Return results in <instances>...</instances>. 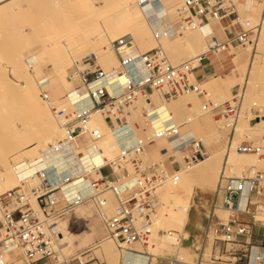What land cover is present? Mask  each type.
I'll use <instances>...</instances> for the list:
<instances>
[{
	"label": "built area",
	"instance_id": "obj_1",
	"mask_svg": "<svg viewBox=\"0 0 264 264\" xmlns=\"http://www.w3.org/2000/svg\"><path fill=\"white\" fill-rule=\"evenodd\" d=\"M167 1L138 0L143 8L157 3L164 11V16L152 22H168L160 29H156L157 24L152 25L153 38L158 43L156 48L143 52L134 39L126 35L113 43L119 63L117 69H105L94 54L75 62L68 77L73 90L67 91L59 101L52 98L49 82L41 84L42 98L52 107L56 122L65 133L61 148L52 146L53 152L61 153L62 144L71 145L73 152L82 148L97 149V143L107 132L117 137L129 133L133 145L127 147L121 142L118 155L109 162L101 160L89 173L71 174L54 182L50 181L46 169L23 174L17 166L19 185L0 195V264H107L93 256V248L71 259L61 255L59 248L63 234L60 223L68 221L71 227L70 219L81 205L96 212L106 238L117 245L122 264L128 255L146 256L140 250L150 246L156 236L173 234L170 231L156 235L152 229L161 194L169 186L178 185L180 171L199 165L208 157V151L202 139L183 135L182 126L157 128L153 96L160 94L167 102L197 94L205 101V114L219 112L235 119L241 115L244 100L238 94L225 104L210 106L195 81L197 67L194 61L173 64L162 40L204 30L214 24L219 26L224 40L218 39L215 28L208 33V51L197 60L200 67L211 56L252 42V34L259 28L243 20L244 11L249 6H262L264 12V0H183L173 14L166 9ZM119 89H122L121 93H118ZM140 101L150 102L140 117L143 124L133 119ZM257 118L255 121H262ZM138 131L143 132L144 139ZM159 140L171 144L173 153L165 149L162 151L164 160H147L148 146ZM232 140L233 145L234 136ZM236 152L264 159V144L242 141ZM176 153L184 165L177 161ZM168 159L176 160L178 170L168 171L165 162ZM81 179L89 186L84 191L78 186ZM215 193L214 208L219 205L227 208L229 218L227 222L210 225L199 249L201 263L210 248L211 236L212 252L206 263L264 264V222L257 218L260 210L264 212V172L248 178L222 176ZM252 200L258 205L251 210ZM154 259L147 255V264H187L179 258H157L156 263Z\"/></svg>",
	"mask_w": 264,
	"mask_h": 264
},
{
	"label": "rangeland",
	"instance_id": "obj_2",
	"mask_svg": "<svg viewBox=\"0 0 264 264\" xmlns=\"http://www.w3.org/2000/svg\"><path fill=\"white\" fill-rule=\"evenodd\" d=\"M96 1L98 2L99 5H101L100 4L101 0H96ZM117 1L116 0L110 1L109 3L110 6L114 4V2L116 3ZM182 1L183 0H178V2H182ZM90 3L91 0H86V1L84 0H18V1L7 0L6 1L5 0L0 2V107H1L0 126H2L0 127L1 129L0 131H2L0 132V137L2 139L4 138V140L0 139V150L3 149L5 151V155H3L2 153L4 151L2 152L0 151V154L2 156L8 157L6 155V152L7 151L9 152L12 146L14 145V143L12 142L15 141H13L14 139L12 140L11 137H14L15 135H16L15 140L17 142L22 141L26 147L29 145L28 150H30V152L34 151L36 149L35 148L36 146L37 147L43 146L42 144L45 142V138L41 137V133L39 132L38 125L36 121L34 122L35 118L33 117L30 106L28 107V105L26 106L23 103L22 92L24 88L22 86V81H24L25 75L29 69L28 65H30L31 63L37 66L38 69H41V71H43L44 73H48L54 70L56 56H57L56 52H59L56 49L59 48V46H57L58 45L57 43L61 40L69 39L68 37L74 38L76 35L79 36L80 35L79 33L81 32L83 33V31L85 32L86 28L92 25V24L88 26L87 24L85 25V23L89 22L88 17H90V23L91 20L95 18H97L96 23L97 22L100 23L101 21L99 16L102 17L101 14H105L106 11L109 12L108 14H111L110 10L112 9L115 10L113 7L112 8L109 7L110 9L109 8L106 9L104 13L98 11V15H97V11L95 12L90 10L89 8ZM152 7L153 4H151L149 8L152 10ZM258 7L261 8L262 11L261 20H263L264 19L263 7L262 6H258ZM115 8L118 7L115 6ZM87 10L95 12L92 13V15L95 16L96 14V17H93L91 19L90 14L87 15L90 11L88 12ZM102 10L104 11V9ZM117 11L114 12L115 14H111V18L113 20L109 17V15L107 16V14L105 15L106 17L104 18V20L103 17L101 20L105 29L113 36L115 35L116 39L118 40L122 37H125L126 36L125 34L129 31H128V26L122 22L120 14L117 13ZM171 13L173 14V11ZM150 16L152 17L150 20L152 22L156 21V19L158 18L160 19V17L153 10L150 12ZM108 17L110 18V21H106V23H103V21H105V19H107ZM243 20L245 21L248 20L246 15H243ZM111 21L113 22L115 21V23L113 24V22ZM108 22L111 23H109L108 25L107 24ZM152 22H150L151 25L157 24ZM92 23H95V21H93ZM162 23L163 22L158 23V25L161 26ZM252 24L254 25L253 22ZM117 28H119L120 30L119 29L117 30ZM115 31H118L119 33ZM192 33L194 32L191 31L185 32V34L178 37V40L183 41L187 35ZM261 33H262V29H259L258 31L256 30L252 34V38H251L252 42L248 45H245V47L236 46L229 52H225L223 54L213 56V61H215V68H216L215 74L212 78L207 79L206 83L201 84L202 91L207 96V100L209 101L210 106H213L215 104L218 105L225 104L227 103V101H231L234 95H238V94L243 95L244 91H246L245 98L243 97L244 101L242 105L241 115L238 119L229 117L228 115L226 116L219 112H211L205 114L203 112V107L205 102L200 101L197 94H188L186 96H180L175 100L167 101L168 105L175 106L173 112H171V114H173V117L169 121H167V123L163 122L158 116V114L153 111L154 119L156 122L155 126L157 128L161 127L159 123H161L163 127L177 126L178 124H179L178 126H182V125H187V123H190L188 124V126L192 125L199 128L196 129L197 130L196 133H198L197 138L202 139L205 142V144L208 142L205 136L208 133L210 135H213L214 137H212V140L216 142L217 146L222 145V148L216 153H210V154H220L224 152L226 149L228 150L230 146L228 144L230 138L229 136L230 134H232L231 135L232 138L235 135L234 136L235 144L232 145L233 151L229 150L228 154L229 153L235 154L234 155L235 159H237V161L241 165V168H239L240 171H238V169H236V171L234 169L226 170L225 165H223L224 163L222 158H219L220 162L215 167L214 171H212L208 179L206 178V180H204L201 177L194 175V170L196 169V167L198 168V166H200V164L202 163L201 162L196 167L192 169H188V171L185 170L180 171L181 182L176 186H169V188L161 194L159 200L160 204L158 205V214L157 217L155 218L156 222L159 226L160 218L162 217L169 218L170 215H173V218L176 217L177 220L176 228H178V231H176L175 228L173 227L174 221L171 220L170 224L167 225L168 228L166 230H161V232L159 231V233L173 231L174 233H177L181 238L183 228L184 226H187L185 235L188 236V238L183 240V244H184L183 246L185 248L187 247V244H189L188 240L190 237V233L188 231V227L191 223V218L192 217H194L195 219L199 218L194 213H192L189 217V214L192 210L196 209L197 207L200 208L201 210L200 217L205 221H207L210 225H216L220 222L228 221L229 214L228 215L220 214L221 209H223L224 207L222 205H219L215 209L214 203H212L211 201L213 195L215 194L218 188V185L221 182L222 176H225L226 178L229 177L248 178L254 176L258 172H264V159L254 156L250 158L251 163L247 164L248 156H253V155H241L236 152L237 145H239V143H241L242 141L248 140L259 144H264V42L260 46L256 45L261 43L262 41V40L260 41L259 38L264 37L263 33L262 34ZM71 35L74 36L72 37ZM128 35L133 38L132 34H128ZM150 37L152 38V33H150ZM176 38L177 37L165 39V42L162 40V45L167 53L168 58L172 57V59L170 58V62H172L175 65H180L186 63V61H194V66L195 67L198 66L195 64L198 60L197 59L198 57L195 56L197 54L199 55L202 54V50H204L205 46L208 45L207 42L205 43V46H203L202 44V45H197L193 48L190 47L185 49L186 50L185 52H180V54L182 53L181 56L180 54L175 56L172 55L170 49L166 47L167 45L165 44H170L176 41ZM218 39L222 41L224 40V38H220L219 36ZM157 44L155 46H151L153 44L150 42V38L146 36L144 45L142 47L145 48L151 46L150 47L151 50V48L153 47L156 48L158 46ZM251 46L254 48L252 54L248 56L249 60L253 58L255 52L257 51L256 52L257 71L255 76L250 81V84L253 85V87L250 85L252 89L249 87L248 84H246V82L244 83L243 80L245 78L244 69L234 66L233 63L234 56L247 54L248 48ZM139 48L141 49V46ZM88 50L91 51L92 48ZM89 52L81 53L80 58H78L80 61L78 59L74 61L81 62L87 57L92 56L93 54L96 56L98 55L97 57L101 60V57L99 56L98 53L92 51L90 53ZM84 53L87 54L83 55ZM75 62H72V67L69 71V74L74 69L73 63ZM36 77H38V75H36ZM228 77H232L234 81H228L227 79ZM21 79L23 80L21 81ZM221 79L228 81V83H225V81ZM47 82H49V85L52 86V87L50 86V88H52L51 92H52V98L53 96L55 97V99L53 98L54 100L59 101L65 97V94L67 92L65 93L63 87L56 79L53 80L47 79V81H44L41 84H47ZM157 97H162V96L160 94H155L152 99L155 100ZM140 103H139V110L133 113V119L136 123L143 124L142 119L140 117L142 114V110L145 109V106L147 108L148 105H144L143 101H140ZM6 109L7 111H5ZM191 117L193 118L192 119L194 121L193 123L188 121V119ZM256 118L257 119L261 118L262 121L260 120L255 121ZM23 120H24V124H23ZM9 121H11V124L13 126H11ZM230 124L233 125L234 128L228 127L227 129H222L223 126H227ZM6 126L7 128L9 126L8 130L11 129V131L7 130V132L5 133L7 129ZM235 126H237L240 129L243 128L240 134H238L237 132L235 134V130H234ZM8 133H10L11 135L14 134L15 135L10 136L8 135ZM108 133L109 132H107V134ZM141 134L143 133L141 132ZM3 135H5L6 137ZM148 135L149 132L147 133V136ZM188 136L192 137V135H188ZM6 143L8 144L6 145ZM5 146L9 147V150H7L8 148ZM159 146L164 147L166 150L169 149L170 154L173 153L172 146L168 142L165 141L163 145H159ZM150 147L148 146V156L146 157L147 160L159 161L165 159L164 157H162V151L165 149L158 151V150H153ZM23 148L24 147H22L21 149L20 148L16 149L17 158H20L21 156L23 157L27 156V153H29V152L22 153L24 151H28L27 148L26 149ZM208 149L210 151L209 147ZM150 151L153 152L150 153ZM77 153L79 156H82L84 154L86 155L84 157V158L87 157L86 163L91 162L90 158L94 161L91 162L94 164H90V167L97 165L101 160H103L102 157L97 153V151L92 149L82 148L81 151L77 150ZM176 154L179 162H182L183 164L184 162L181 160L178 153ZM210 154L208 155V157L210 156ZM88 155H90L89 159H88L89 157ZM208 157L205 160H207ZM1 158L2 157L0 156V161H3V158L2 159ZM205 160L203 162H205ZM34 171H38V170L35 169ZM105 173L107 174V172ZM164 193H167L169 196L168 195L164 196ZM202 193L205 195V197L204 200L201 201L200 198ZM220 207L222 208L219 209ZM180 209L183 211H181ZM208 218L209 221L207 220ZM257 218L259 219V221L264 222V212L260 210L258 212ZM65 222L68 224V221ZM70 224H71L70 227L71 231H73L76 234L80 233L83 239L91 234L95 235L96 230L101 231V236H95L96 242H99L102 239H106L104 228L102 224L99 222V219L96 217V212L91 207H88V209H86L84 213H77L76 211V215H74L70 219ZM209 227L205 228V225H203L202 223L201 225H199V227L197 228V232L194 235V238L190 239V244H194V248L188 250L189 254L184 255L183 253H180L176 247L175 250L169 251L168 246H164L161 256L157 258L171 259V258H178V255H180V257L184 261L191 262V264H208L206 262L210 261L209 259L212 252L211 245L213 243L212 237L210 236V248H208V250L206 251L205 259L203 263H201L200 256L196 251L200 249L203 243V239L209 231ZM162 236L159 237L160 240ZM80 241H78L77 244L80 243ZM153 243L154 242H152V244ZM94 244L96 243H91L89 246H86L85 250H87L88 247H91ZM157 258L155 257L154 259L155 263Z\"/></svg>",
	"mask_w": 264,
	"mask_h": 264
},
{
	"label": "bare ground",
	"instance_id": "obj_3",
	"mask_svg": "<svg viewBox=\"0 0 264 264\" xmlns=\"http://www.w3.org/2000/svg\"><path fill=\"white\" fill-rule=\"evenodd\" d=\"M1 1H5V0H0V2ZM16 1H18V0H16ZM84 1H86V0H84ZM110 1H112V0H101V3H100L102 5L101 6L98 4V2L96 0H91L90 6L89 5L88 6H89L90 10L95 11V12L97 11V15H98V11L104 13L105 10L108 9L109 7H111V8L113 7L115 9V10H113V9L110 10L111 14H115L114 12L117 11V9L119 8L117 13L120 14L122 22L128 26L129 32H127L125 35L132 34V36L134 38V42L139 47L141 46V49L143 48L142 46L144 45V41H145L146 36L148 38H150V42L153 44L151 46H155L157 44L153 38V26H155L156 24H154L152 26L150 23V22H152V21H150L152 18L150 16V12L152 10L160 18L162 16H164L163 9H160L159 6H157L158 5L157 3H153V7L151 10L148 7L147 8L141 7L138 0H119V1L116 0L118 2V4H117V2L116 3L114 2V4H112L111 6L109 4ZM9 3H11V2H9ZM25 5H27V4H25ZM115 6L118 8H115ZM250 7H251L250 10L244 11V15L247 16L248 22L254 23L253 27L262 29V33L264 35V19L261 20V18H262L261 17V15H262L261 8L258 6H253V7L250 6ZM102 9H104V11ZM90 10H87V11L89 12ZM92 11H90L87 14V15L90 14L91 19L93 17H96V14H95V16L92 15V13H95ZM100 12H99V14H100ZM108 13L109 12L106 11L105 14H101L103 17V20L106 17L105 16L106 14H107V16L109 15V17L111 18V14H108ZM102 17L99 16L100 21H101L100 23L99 22L96 23L97 18L92 19L91 23H90V17H88L89 22L85 23V25L86 24H87V26L91 25V24L92 25L89 26L88 28H86L85 32L84 31H83V33L78 32L80 34L79 36L76 35L77 37L75 36L74 38L68 37L69 39L61 40L57 43L58 44L57 46H59V48H56V49L59 52H56L57 56H56V62H55L54 70H52L48 73H44L43 71H41V69H38L37 66H35L33 63L28 65L29 69L25 75L24 81H22L23 79H21L22 86L24 88L23 92H22L23 93V103L26 106L28 105V107L30 106L33 117L35 118L34 122L36 121V123L38 125L39 132L41 133V137L45 138V142L42 144L43 146H40V147L36 146L35 147L36 149L34 151L30 152V150H28L29 145L26 147L22 141L17 142L15 140L16 135L15 134H14L15 136L11 135L10 133H12V132L8 133V135L14 136L11 138H12V140L14 139L13 141H15L17 143L12 142V143H14V145L12 146V148L10 149L9 152L8 151L6 152V155L8 157H6V156L4 157L0 154V156L3 158V161H0V195L10 191V189L16 188L19 185L20 173L17 171V168H16L17 166H20V170H21V172H23V174H29V173H32V171L36 172V171H34L35 169H37V170L46 169L47 173H48V177H49L51 182H54L53 180H55V179L57 181H59V180L63 179L65 176H69L71 174H78L80 172L89 173V170L94 167V166L90 167V164H94V163H91L94 161L90 158V155H88L89 156L88 159L90 158L91 162L86 163L87 157L82 158V156L78 155L77 151L73 152V148L69 144L68 145L62 144L63 149H62V152L59 154L52 151V146H56V147L61 148V143L63 142L62 140H64L65 133H64L63 127L57 124L55 114L51 109L52 107L50 108V105H48V103H46L42 98L41 83L44 81H47V79H51V80L56 79L60 83V85L63 87L65 93L67 91L68 92L72 91L74 86L68 80L69 71L72 67V62H75L74 60L80 58L81 53L89 52L90 50H88V49H91V48H92V50H91L92 52H96L99 54V56L101 57L100 61L103 64H105L107 67L115 68V69L118 68V66H119L118 59H117V57L113 51V43L117 39H116L115 35L113 36L111 33H109L105 29L104 25L102 24V20H101ZM110 18L108 20L105 19V21H103V23H106V21H110ZM93 21H95V23H92ZM111 22H113V21H111ZM111 22H108L107 24L109 25V23H111ZM161 22H163L162 25L159 26L157 24L156 29L165 28V26L168 24L167 20H162ZM114 23H115V21L113 22V24ZM81 24H82V22H81ZM116 26H117V24H116ZM213 28L217 29L216 34L218 36L224 37L222 29L219 26H217L216 24H214L213 26L207 27L204 30L194 31V33L187 35L183 41H179L178 37H177L176 41H174L170 44H165V45H167L166 47H168L170 49L172 55L177 56L180 54V52H185L186 51L185 49H187V48H190V47L193 48L197 45H202V44H203V46H205V43L207 42L208 45H206L204 50H202V54H200V55L197 54L195 56L198 58L203 57L205 55V53L208 51V46H209V41H208L209 38L207 37V35ZM72 29H74V28H72ZM118 29L119 28H117V30ZM113 32H114V30H113ZM115 32L119 33L118 31H115ZM122 32H123V30H122ZM124 32H125V30H124ZM150 33H152V38L150 37ZM165 39H170V38H165ZM165 39L163 40L164 42H165ZM259 39H260V41L261 40L262 41H261V43L256 44L257 46H260L264 42V37L259 38ZM150 47H145L142 50L143 51L148 50V49L150 50ZM86 48L88 51L86 50ZM253 48L254 47L251 46L248 48L247 54L234 56V58H233L234 66L244 69L245 78L243 80H244V83L246 82V84L249 85V87L251 85L250 81L255 76L256 71H257V60H256V52L257 51L256 52L254 51L255 55L253 56L252 59L249 60V57H248L249 55L252 54ZM151 49H154V47ZM82 50H84V51H82ZM235 53H237V52H235ZM85 54H87V53H84L83 55H85ZM181 54H180V56H181ZM229 55H231V54H229ZM170 58L172 59V57H169V60H170ZM195 64L199 65V61H197ZM196 67L198 68V66H196ZM36 75H38V77H36ZM215 78H216V76H215ZM227 79H228V81H234L232 77H228ZM215 80H217V79H215ZM221 80L225 81L224 79H221ZM228 81H225V83H228ZM220 82H222V81H220ZM231 84H232V82H231ZM251 86L253 87V85H251ZM250 88H249V91H250ZM50 89H52V88H50ZM109 90H110V92H113L112 87H109ZM121 91H122V89H119L118 93H121ZM245 95H246V91H244L242 96L245 98ZM151 101L156 104V108L153 111L158 114V116L160 117V119L163 122L167 123V121H169L173 117V114H171V112H173V109L175 108V106L168 105L167 102H164L162 97H157L155 100L153 99ZM149 103L150 102L147 101L144 103V105H149ZM145 108H146V106H145ZM5 111H7V109ZM142 112H143V110H142ZM12 119H13V117H12ZM192 119L193 118L191 117L188 119V121L193 123L194 121ZM28 121H29V119H28ZM9 123L11 124V121H9ZM9 123H7V124H9ZM29 123H31V122H29ZM23 124H24V120H23ZM25 124H26V122H25ZM0 125H1V123H0ZM230 125L223 126L222 129H227ZM4 126H5V123H4ZM9 126H8V128L6 126L7 129H6L5 133L9 129ZM11 126H13V125L11 124ZM28 126H29V124H28ZM0 127H2V126H0ZM12 128H14V127H12ZM3 130H5V129H3ZM103 130H104V132H106L105 127H103ZM234 130H235V134H236V132L238 134H240V132L243 130V128L240 129L237 126H235ZM8 131H11V129ZM0 132H2V131H0ZM3 136H5V135H3ZM10 136H8V137H10ZM0 139L4 140V138L2 139L1 137H0ZM10 142H11V140H10ZM121 142L126 144L127 147H128V145L129 146L133 145V141L131 140V136L129 133L128 134L124 133L119 137H117L113 134H110V133H108V134L106 133L105 137L100 142L97 143L98 148L92 149V150L97 151V153L102 157V159L105 162H109L110 160L114 159V157H116L117 153H119V151L122 147ZM157 142H158L157 143L158 146H157V144H152V145H149V147L151 146L150 148H152L153 150H158V151L165 149L164 147L159 146V145H163V143L165 142L164 140H159ZM234 142H235V140H234ZM7 144L8 143H6V145ZM5 147H7V146H5ZM22 147H24L23 149L27 148V150H28V151H24L22 153H27V152H29V153H27V156H24V157L21 156L20 158H17L16 149H18V148L21 149ZM7 148H8L7 150H9V147H7ZM232 149H233V146L230 145L228 150L226 149L224 152H222L220 154H210V156L208 157L207 160H205V162H202L200 164V166H198V168L196 167V169L194 170V175L201 177L204 180H206V178L208 179L209 175H211L212 171H214L215 167L220 162L219 158H222L223 163H224L223 165H225L226 170L234 169L236 171V169H238V171H240L239 168H241V165L237 161V159H235V157H234L235 154H230V153L228 154L229 150L233 151ZM0 151L2 152L4 150L1 149ZM2 153H3V155H5V151ZM147 156H148V148H147V152H146V157ZM251 157H254V156H248V159H247L248 163L247 164L251 163V160H250ZM260 162H262V161H260ZM262 167H263V165H262ZM258 168H259V166H258ZM81 181H83V180L82 179L79 180V182H81ZM78 186H81L83 191L88 189V187H89L86 183L84 186H82V185H78ZM167 195H168L167 193H164V196H167ZM207 204H208V202H207ZM242 205H244V203H242ZM257 205H258V203L256 202V200H252L251 204H250L251 210L253 208H255ZM221 208L222 207H220L219 209H221ZM86 209H88L87 205H81L78 207L77 213H84L86 211ZM181 211H183V210H181ZM200 211H201L200 208L197 207L196 209H194L190 212L189 217L192 213H194L197 217H200ZM220 212H221L220 214H227V215L229 214V210L227 208L221 209ZM171 220H172V218L167 220V218L162 217L159 219V226H158L156 219H155L154 220L155 223L152 227L153 231H155V234L157 235L159 233V231L161 232V230H166L168 228L167 225L170 224ZM165 221H167L168 224H166ZM173 227H174V223H173ZM186 230H187V226H184L181 238H179V235L177 233H174V232L170 236L161 237V240L159 239L158 236H156L155 240L153 241L154 242L153 244L151 243L150 246L144 247L140 250L141 252L146 254V256H134V255L130 256V255H128L125 257L124 263L125 264H147L148 263L147 262V255L153 256L156 258L160 257L164 246H168L169 251L175 250V247H176L180 253H183L184 255L189 254L188 249H186L183 246L184 245L183 240L188 238V236L185 235ZM60 231L63 234V238L61 240V243H60L61 245H60L59 249H60V252H61V255L63 258L71 259V257L80 256V254L82 252H84V250L86 249V246H89L91 243H96L93 246L88 247L89 249H91V248L94 249V253H93L94 257L101 260V262H105L107 264H122L121 263L122 258H121L120 251H119L117 245L113 241H110L106 238V239L100 240L99 242H96L95 236H101V231L96 230L95 235L91 234V235H89L83 239L81 237L82 235H80V233L76 234L73 231H71L69 224H67L66 222L60 223ZM104 232H105V230H104ZM105 235H106V233H105ZM78 241H80V243L77 244ZM180 241H181V244H180ZM179 245H180V248H179ZM88 248H87V250H88ZM178 258L180 260L184 261L180 257V255H178ZM184 262L187 264H191V262H186V261H184ZM93 264H96V263H93Z\"/></svg>",
	"mask_w": 264,
	"mask_h": 264
},
{
	"label": "crops",
	"instance_id": "obj_4",
	"mask_svg": "<svg viewBox=\"0 0 264 264\" xmlns=\"http://www.w3.org/2000/svg\"><path fill=\"white\" fill-rule=\"evenodd\" d=\"M182 3L183 2H178V0H168L167 1V3L165 4V6H166V9L168 10V11H173L174 9H176V8H178V7H180L181 5H182ZM251 9V7L249 6L248 7V9L246 10V11H248V10H250ZM220 38H224V37H222V36H219ZM101 64H102V66L105 68V69H110L109 67H107L105 64H103L102 62H101ZM216 68H215V61H213V56H211V57H209V59L208 60H206L205 61V63H203L200 67H198L196 70H195V73H194V76H195V81L201 86V84H204V83H206V80L207 79H210V78H212L213 76H214V74H215V70ZM199 97V100L200 101H204V99H203V97L202 96H198ZM53 98L55 99V97L53 96ZM205 102V101H204ZM188 124H190V123H187V125H182V134L183 135H192V137L194 136V137H198V133H196L197 132V130L196 129H199V128H197V127H195V126H192V125H189L188 126ZM158 125V124H157ZM159 125L161 126V127H163L162 126V124L161 123H159ZM141 132L142 131H138V135L141 137V139H144V134H141ZM143 133V132H142ZM195 133H196V135H195ZM231 135L232 134H230V138H229V145H232V142H233V140H232V138H231ZM147 136V135H146ZM206 138H207V143L205 144V147H206V149H207V151H208V155L210 154V153H216L217 151H219V150H221V148H222V145H216V142L215 141H213L212 140V137H214L213 135H210L209 133L205 136ZM214 139V138H213ZM205 143V142H204ZM214 145H216V146H214ZM129 146V145H128ZM208 147L210 148V151H209V149H208ZM151 152H153V151H150V153ZM177 161L179 162V160L177 159ZM165 162H166V165H167V168H168V171H170V172H174V171H176V170H178V164H177V162H176V160L175 161H173V159H168V160H165ZM53 181H57L56 179L55 180H53ZM81 183V185L82 186H84L85 185V182L84 181H81L80 182ZM204 197H205V195L202 193L201 194V198H200V200L202 201V200H204ZM216 197H217V195H216V193L213 195V197H212V199H211V201H212V203H215L216 202ZM199 203H201V202H199ZM170 218H172V220H174L175 222H174V228H175V230H177L178 231V228H176V225H177V220H176V217H174L173 218V215H170V217L169 218H167V220H169ZM208 221H209V218L207 219ZM166 222V224H168V222L167 221H165ZM201 223L203 224V225H205V228L206 227H209L210 226V224L207 222V221H205L204 219H202L201 217H199L198 219H195L194 217H192L191 218V223H190V225H189V227H188V231H189V233H190V237H189V244H187V247H186V249H188V250H191L192 248H194V244H190V239H192V238H194V235H195V233L197 232V228L199 227V225H201ZM179 238H180V236H179ZM193 241H194V239H193ZM197 253H198V255L200 256V253H199V250H197L196 251Z\"/></svg>",
	"mask_w": 264,
	"mask_h": 264
}]
</instances>
